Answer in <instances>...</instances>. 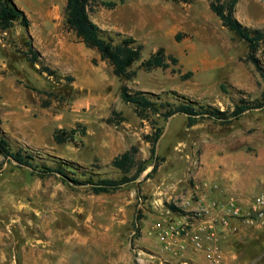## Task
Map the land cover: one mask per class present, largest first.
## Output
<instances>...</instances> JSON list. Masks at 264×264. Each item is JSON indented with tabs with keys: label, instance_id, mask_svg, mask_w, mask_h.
<instances>
[{
	"label": "rangeland",
	"instance_id": "obj_1",
	"mask_svg": "<svg viewBox=\"0 0 264 264\" xmlns=\"http://www.w3.org/2000/svg\"><path fill=\"white\" fill-rule=\"evenodd\" d=\"M15 1L31 25L18 21L0 31V131L34 160L19 164L0 153V264H159L166 254L153 228L169 211L233 196L248 205L264 190V107L233 123L206 118L190 126L183 113L142 119L121 96L127 84L168 103L165 110L188 102L233 111L243 101H264V77L248 60V43L223 24L210 0L91 3L103 29L145 45L132 80L119 77L70 28L68 0ZM236 16L264 28V0H240ZM31 42L55 74L29 61ZM161 47L180 62L146 70L142 62ZM259 55L264 61V44ZM156 120L164 127L162 160L150 178L153 164L142 181L97 194L36 171L64 164L77 166L82 178H121L112 161L133 145L141 159H150L146 135ZM73 128L80 130L76 140H56L58 129ZM224 246V264H264V226L234 220Z\"/></svg>",
	"mask_w": 264,
	"mask_h": 264
},
{
	"label": "trees",
	"instance_id": "obj_2",
	"mask_svg": "<svg viewBox=\"0 0 264 264\" xmlns=\"http://www.w3.org/2000/svg\"><path fill=\"white\" fill-rule=\"evenodd\" d=\"M94 0H68L67 4V23L81 40L91 48L97 49L102 59L109 61L114 66L115 73L124 79L132 80L137 76V71L133 66L143 60L145 45L140 43L133 36H125L122 33L116 35L103 29L91 16V3ZM176 2H191L192 0H174ZM211 7L215 13L221 18L223 24L231 31L235 32L238 37L245 40L249 45L248 60L252 61L264 77V61L259 55V51L264 44V28H254L244 24L237 16V5L240 0H210ZM106 5L115 6L113 1L104 2ZM20 21L24 26L31 25V19L27 12L21 8L15 0H0V31L11 29L16 22ZM30 50L27 53L29 61L34 64H41L42 72H50L55 74L51 67L45 65L41 59V53L30 43ZM180 59L169 54L165 47H161L153 53L149 58L142 62L146 70H154L157 68H169L172 63L178 64ZM121 96L127 103L134 104L138 115L142 119H148L152 114L164 116L166 119L178 113L188 116L189 125L193 126L202 119L211 118L222 123H233L243 117L245 113L256 108L264 107V101L258 100L257 103H249L243 101L236 105L233 111L222 110L213 106L202 105L198 107L194 103L183 102L173 104L170 109L165 110L168 103L160 102L143 90L132 91L127 85H123ZM3 122L0 113V126ZM84 134L87 129L83 127ZM80 133L78 128L71 130L58 129L55 138L58 142L76 140L77 134ZM164 127L159 121L154 122V132L146 135V139L152 143L151 158L141 159L139 157L140 148L137 145L131 146L129 149L116 156L112 161V165L120 169L124 175L121 178L99 177L86 175L82 178L77 175L80 169L77 166H67L60 164L53 167L48 165L36 166V171L41 176L50 174L61 175L65 182L72 186H89L94 193H111L122 189L125 185L135 182L151 164L153 169L147 174V178L154 176L161 165V157L158 154V144L163 136ZM0 153L6 158L16 161L19 164H32L34 154L24 150H14L10 140L0 131ZM135 171V172H134ZM134 172V173H133ZM84 174V173H83ZM176 210L178 207L173 206Z\"/></svg>",
	"mask_w": 264,
	"mask_h": 264
},
{
	"label": "built area",
	"instance_id": "obj_3",
	"mask_svg": "<svg viewBox=\"0 0 264 264\" xmlns=\"http://www.w3.org/2000/svg\"><path fill=\"white\" fill-rule=\"evenodd\" d=\"M169 214L153 228L166 254L159 257V264H224V239L234 220L264 226V190L248 205L235 196L203 199L196 209Z\"/></svg>",
	"mask_w": 264,
	"mask_h": 264
},
{
	"label": "water",
	"instance_id": "obj_4",
	"mask_svg": "<svg viewBox=\"0 0 264 264\" xmlns=\"http://www.w3.org/2000/svg\"><path fill=\"white\" fill-rule=\"evenodd\" d=\"M162 138V137H161ZM161 140V139H160ZM159 145V144H158ZM137 181H142V175L140 176V177H138L136 180H135V182H137Z\"/></svg>",
	"mask_w": 264,
	"mask_h": 264
}]
</instances>
